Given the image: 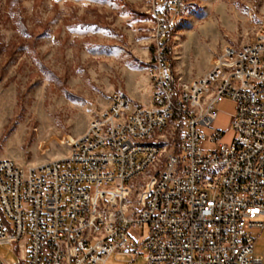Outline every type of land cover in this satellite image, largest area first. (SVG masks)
Returning <instances> with one entry per match:
<instances>
[{
  "label": "built area",
  "instance_id": "obj_1",
  "mask_svg": "<svg viewBox=\"0 0 264 264\" xmlns=\"http://www.w3.org/2000/svg\"><path fill=\"white\" fill-rule=\"evenodd\" d=\"M151 1L147 102L111 93L62 158L0 157V244L16 264H105L113 253L142 264H264L255 252L264 234V20L184 79L164 43L184 0ZM224 97L236 105L230 143L204 131ZM145 225L144 237L135 234ZM0 264L12 263L0 254Z\"/></svg>",
  "mask_w": 264,
  "mask_h": 264
},
{
  "label": "rangeland",
  "instance_id": "obj_2",
  "mask_svg": "<svg viewBox=\"0 0 264 264\" xmlns=\"http://www.w3.org/2000/svg\"><path fill=\"white\" fill-rule=\"evenodd\" d=\"M151 7V0H0V157L20 164L62 158L111 93L147 102L155 61ZM263 20L264 0H184L170 40L175 71L201 76L226 45L249 41ZM235 108L221 99L204 131L219 130L230 143ZM257 235L255 252L264 259V234ZM0 254L18 262L9 245L0 244ZM130 258L113 253L105 264L145 261Z\"/></svg>",
  "mask_w": 264,
  "mask_h": 264
},
{
  "label": "trees",
  "instance_id": "obj_3",
  "mask_svg": "<svg viewBox=\"0 0 264 264\" xmlns=\"http://www.w3.org/2000/svg\"><path fill=\"white\" fill-rule=\"evenodd\" d=\"M172 33H173V30H170L168 35H167V37L165 38L164 43L166 45H170V40H171Z\"/></svg>",
  "mask_w": 264,
  "mask_h": 264
},
{
  "label": "crops",
  "instance_id": "obj_4",
  "mask_svg": "<svg viewBox=\"0 0 264 264\" xmlns=\"http://www.w3.org/2000/svg\"><path fill=\"white\" fill-rule=\"evenodd\" d=\"M204 71H202L201 73H203ZM205 73V72H204ZM203 73V74H204ZM193 77H191L190 79H192ZM151 87V86H150ZM151 90V89H150ZM147 100V98L146 97H143V101H146ZM146 103V102H145Z\"/></svg>",
  "mask_w": 264,
  "mask_h": 264
}]
</instances>
